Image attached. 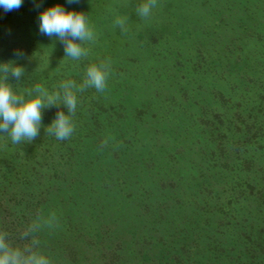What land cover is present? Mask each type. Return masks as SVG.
Segmentation results:
<instances>
[{
    "label": "rangeland",
    "instance_id": "obj_1",
    "mask_svg": "<svg viewBox=\"0 0 264 264\" xmlns=\"http://www.w3.org/2000/svg\"><path fill=\"white\" fill-rule=\"evenodd\" d=\"M246 1L250 7L255 0H158L148 20L135 12L141 0H22L16 10L0 7V62L16 60L25 68L20 81L10 79L17 91L35 84L51 90L63 79L80 83L87 64L97 59H110L112 66L104 93H78L70 139L45 133L55 107L43 110L40 135L31 143L13 144L0 134V229L18 238L38 214L54 213L55 226L38 234L52 264H67V253L72 264H116L117 255L124 264H148L158 258L157 248L149 245L152 236L186 222L180 243L202 233L201 240L210 247L220 244L233 260L236 250L251 243V228L253 238L259 234L256 226L264 231L263 205L250 190L241 195L236 190L231 197L219 192L218 184L223 178L258 180L264 156L258 154L246 169L236 148L241 131H213L208 117L233 121L236 111L238 120L241 108L254 102L241 99L240 89L230 85L239 81L221 55L236 38ZM55 4L88 14L97 39L87 45V59L64 58L62 43L39 31L40 12ZM258 11L257 19H264ZM115 14L129 17L127 32L113 25ZM17 51L23 56L17 58ZM207 56L216 63H207ZM220 89L227 95L221 97ZM242 100L246 103L238 106ZM89 109L100 126L94 131L83 124ZM78 130L87 137L76 138ZM105 137L111 141L101 149ZM204 173L213 185H204L203 193L196 183ZM69 221L74 232L63 229ZM114 247L117 254L111 256ZM207 255L203 249L200 258Z\"/></svg>",
    "mask_w": 264,
    "mask_h": 264
},
{
    "label": "clouds",
    "instance_id": "obj_2",
    "mask_svg": "<svg viewBox=\"0 0 264 264\" xmlns=\"http://www.w3.org/2000/svg\"><path fill=\"white\" fill-rule=\"evenodd\" d=\"M68 2L76 3L78 0ZM157 3L158 0H141L135 6V12L142 19L148 20ZM21 6L22 0H0V7L6 12ZM38 19L41 34L55 37L62 43L64 58L81 61L90 56V47L87 45L96 41L97 33L88 14L55 4L44 8ZM128 20L126 15L115 14L113 25L127 32ZM16 56L20 58L23 53L17 51ZM111 71L110 59H97L87 64L80 83L63 79L51 90L42 84H35L17 91L10 79L20 81L25 68L16 60L0 62V134L10 137L13 144L31 143L40 135L43 110L55 107L56 115L45 127V133L59 141L70 139L75 132L78 93L88 89L104 93ZM110 141L111 137H105L100 148L108 147ZM55 222L54 213L47 217L38 214L23 226L18 238L0 229V264H52L41 248L38 234L45 228H53Z\"/></svg>",
    "mask_w": 264,
    "mask_h": 264
},
{
    "label": "trees",
    "instance_id": "obj_3",
    "mask_svg": "<svg viewBox=\"0 0 264 264\" xmlns=\"http://www.w3.org/2000/svg\"><path fill=\"white\" fill-rule=\"evenodd\" d=\"M247 3L249 2L246 1V3L244 4V10H246L247 13L237 19L236 28H238V31L236 32V38H231L230 45L232 46H228L226 52H223L221 50V55L222 61L225 60V62L228 63V66L231 65L230 70L233 69V76H236V80L238 79L239 81L229 82L230 85L231 83H233V88H235L236 86V88L240 89L239 97L241 99H244L243 96H248L251 97L253 99L252 101L254 102L250 101L249 103H247V106L251 107L247 112V106L241 108V110L239 111L240 114H237L239 115L238 120H236L235 118L236 111L232 114L233 121L227 120L229 118H223L221 120L219 118L216 120V115L213 119L212 117H208L209 127L211 128L214 126V128L212 129L213 131L223 132V130H234L235 128L241 131L240 134L236 133V148L239 151V156L243 158V160L238 161H240L246 169L250 168L254 165V163H256L258 154L261 157L264 156V22H262L264 21V19L260 18V20H258L256 16L259 13L258 10L264 12V0H255L253 4L254 7L252 5L248 7ZM249 19L251 21L248 22ZM235 46L236 48H234ZM134 57L135 56L130 55L127 58H129V60L131 61H134ZM199 57L201 58V56ZM215 59L216 58H208L207 56V63H216ZM123 60L125 59L123 58ZM234 69H236V72L234 71ZM214 89H212V91L216 93ZM219 91H221V97L227 95L224 90L220 89ZM248 94L251 95L249 96ZM217 100L219 101V97H217ZM248 100L250 99L248 98ZM223 101L225 103L226 99H224ZM244 103L246 102L242 100L237 105L242 106ZM92 107L93 109L100 108L95 105H93ZM86 113H89L90 116L87 119L88 122L85 120L83 124L84 126L93 125L90 128H92V130L94 131L95 128H97L99 125H96L97 122H92V114L90 113V109L87 110ZM233 122L236 123V126L232 125ZM83 132L84 131L80 132L78 130L76 138L78 137L82 140L83 137H87V135ZM91 133L93 134L92 131ZM101 140H103V138H101ZM167 162H170V160H167ZM259 172V175H256L258 180L254 181H247L242 179L237 180L236 182V178H234L235 181L233 179L226 180L223 178L218 184V187L220 188L219 192H221L222 194H225V192H230L231 197H236V190L240 191L239 195H241L242 193L246 194L247 191H251L250 193L254 194V200L256 204L263 205L262 211L264 213V167H261ZM196 185H198V191H203L204 193L205 189L203 188V186L205 185L207 188H209L213 184L208 178H206V174L204 173L202 179L200 178ZM146 198H149V196ZM197 204V200H195L193 202V205ZM143 206V209L147 208V205L145 203L143 204ZM199 207L200 206L197 205L195 207V211L202 217L203 212H198ZM257 211L258 213H261L260 210ZM59 217L61 221H63L64 216L60 215ZM253 217H256L255 214H253ZM255 219V222L258 224L260 218ZM193 220H195V215L192 216V221ZM187 226L188 224L186 225V222L180 223L179 226L170 225L168 231L166 232V235L152 236L153 239L149 241V245L151 246L152 244L153 247L157 248L156 250L158 251V258L156 257V260H150L148 264H157L158 261L159 264H224L223 261H227L225 262V264L228 263V261H230L229 264H264V231H258V226H256V231L259 232V234H257V236L253 238L252 234L255 231L251 228L249 238L251 243L246 244L245 242L246 245L244 247L236 250V252L233 254V260L226 259L229 253H225L222 247L219 248L220 244L210 247V242L206 243V240H201L202 233L197 234L196 238L198 239H184V241L181 242L182 246H178L179 244H181L179 238H182L184 232L188 230ZM64 228H68L72 230L71 232H74V221L63 222V229ZM62 234L64 238H69V236H66L64 231L62 232ZM138 239L140 240V237ZM203 249L208 252V255L206 257L202 256V258H200V253H202ZM110 253L111 256H115L117 254L116 247L112 248V251ZM67 255V264H72L73 260L70 257V254L67 253ZM116 257L118 258V260H113L114 262L117 261L116 264H124V258L122 259V257H118V255Z\"/></svg>",
    "mask_w": 264,
    "mask_h": 264
}]
</instances>
